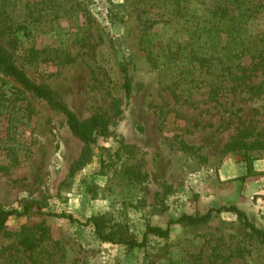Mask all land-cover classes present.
Instances as JSON below:
<instances>
[{
	"label": "rangeland",
	"instance_id": "rangeland-1",
	"mask_svg": "<svg viewBox=\"0 0 264 264\" xmlns=\"http://www.w3.org/2000/svg\"><path fill=\"white\" fill-rule=\"evenodd\" d=\"M20 1L16 10L34 3L47 16L26 36L17 32L16 44L0 30V44L30 80L51 89L80 121L102 119L108 134L83 143L63 115L19 95V86L0 74V93L21 99L11 129L7 111L0 116V206L22 212L35 201L44 213L33 209L0 229V264H264V245L231 212L197 226H169L182 215L234 206L264 232V150L252 152L253 175L240 154L224 150L238 130L264 129V93L246 100L230 88L212 100L196 82L205 69L191 56L201 41L188 30L211 28L222 0H112L126 9L115 25L106 17V0ZM260 3L239 0L230 7L251 9L244 20L252 33L264 31V15L252 9ZM178 76L188 80L179 88ZM253 82H264V70ZM108 148L119 158L100 177L101 150ZM46 213L81 222L107 213L140 240L147 226L170 234L129 251L99 241L90 226Z\"/></svg>",
	"mask_w": 264,
	"mask_h": 264
},
{
	"label": "trees",
	"instance_id": "trees-1",
	"mask_svg": "<svg viewBox=\"0 0 264 264\" xmlns=\"http://www.w3.org/2000/svg\"><path fill=\"white\" fill-rule=\"evenodd\" d=\"M239 0H222L219 4H215V10L211 14V28H200L195 31L188 30L190 36L198 34L200 44L197 50H193L191 56L197 61L199 69H205L201 76V80H196L200 87L206 88L209 97L217 101V98L224 91L232 88L243 93L246 100L257 99L264 93V82L254 83L253 79L257 72L264 70V31L252 33L247 29V20L250 18L248 12L250 8H237V12L233 11V3ZM174 4V3H173ZM180 1L177 0L176 5ZM21 5L20 0H0V30L9 37H13V44L18 39L14 36L17 32L23 31L26 36L29 26L33 23H41L47 15H42L41 10L35 9L37 4L25 3L23 5L24 12L21 9L16 10ZM106 17L109 24H122L126 18V9L123 4H115L112 0H106ZM51 8V5H50ZM255 16L257 14L264 15V3L252 7ZM262 15V16H263ZM111 40V38H110ZM113 40V41H112ZM111 46L115 47V41L112 38ZM168 54L174 55L171 48H167ZM175 56H179L175 55ZM177 60V59H176ZM249 62L247 63V61ZM178 61V60H177ZM244 61V62H243ZM247 63V64H246ZM124 75L123 89L126 97L131 93L130 82L127 75V69L121 68ZM0 74L13 80L19 88L17 93L28 94L31 97L43 100L55 112L63 115L66 125L72 134L80 141L86 144H93L98 137H104L108 134V125L99 117H93L88 121H80L63 103H61L55 93L44 86L34 83L28 78L23 70L18 68L11 55L0 44ZM188 80L183 76L174 79V86L179 88ZM17 97H7L4 93H0V116L7 114L6 121L8 128L14 122V109L17 102L21 99ZM7 111V113H6ZM9 136V130L7 131ZM264 129L255 132L253 129L244 128L238 130V133L224 146L226 152H235L240 154L242 162L245 163L247 175L255 174L253 163L257 158L252 155L253 151L264 150ZM192 150L193 147H187ZM111 148L101 150V169L99 176L107 175L119 158L118 151ZM41 213V207L35 201H29L22 207V212L16 209H5L0 206V229L13 217H23L29 215L32 210ZM221 211L231 212L236 219L243 225L249 235L253 236L264 245V232L254 224H252L247 216L234 206L227 208H219L217 210L209 209L205 214L200 216L182 215L177 219L170 220L171 225L197 226L211 220L215 214ZM50 217L67 219L72 223L80 226H90L94 230L97 239L103 243L117 244L125 247L127 250H135L143 248L149 237L158 240H167L169 238L170 229L162 230L159 227L147 226L142 239H137L127 224L118 222L110 218V214L97 213L88 217L85 222L74 219L69 214L54 215L46 213Z\"/></svg>",
	"mask_w": 264,
	"mask_h": 264
}]
</instances>
